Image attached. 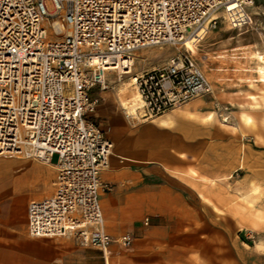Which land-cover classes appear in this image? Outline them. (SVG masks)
Returning <instances> with one entry per match:
<instances>
[{"label":"built area","instance_id":"built-area-1","mask_svg":"<svg viewBox=\"0 0 264 264\" xmlns=\"http://www.w3.org/2000/svg\"><path fill=\"white\" fill-rule=\"evenodd\" d=\"M251 5L252 0H0V156L55 170L53 194L28 205L30 238H70L98 250L101 264H108L112 244L132 246L130 233L114 239L104 228L99 195L111 187L100 175L113 147L90 120L101 101L91 92L105 91L111 72L118 79L128 75L139 105L136 115L121 110L140 120L212 96L210 82L186 53L139 73H132L133 55L149 47L186 46L199 29H217L221 14L239 28ZM58 25L63 36L50 40L51 26ZM213 108L223 124L230 122L228 107L215 102Z\"/></svg>","mask_w":264,"mask_h":264},{"label":"crops","instance_id":"crops-1","mask_svg":"<svg viewBox=\"0 0 264 264\" xmlns=\"http://www.w3.org/2000/svg\"><path fill=\"white\" fill-rule=\"evenodd\" d=\"M204 98L152 120L126 118L115 105L99 111L113 147L100 175L111 187L99 195L104 228L134 237L129 248L110 246L108 264H243L244 230L259 240L251 254H264L256 251L264 248V89L247 94L251 107L231 112L228 124ZM1 164L45 189L28 197L0 188V264H101L98 250L65 249L70 238L28 236V205L53 194L55 170L3 156Z\"/></svg>","mask_w":264,"mask_h":264},{"label":"rangeland","instance_id":"rangeland-1","mask_svg":"<svg viewBox=\"0 0 264 264\" xmlns=\"http://www.w3.org/2000/svg\"><path fill=\"white\" fill-rule=\"evenodd\" d=\"M244 13L246 15L245 24L241 26L237 23L239 28L231 25L227 17L221 14L217 29L209 31L207 34L206 29H200L186 46L165 45L136 51L133 55L132 73L163 66L178 52L186 53L195 61L212 86L213 94L206 96L205 101L212 102V106L215 102L226 106L229 112L239 110L246 112L245 108L251 107L246 100V95L259 94L260 90L264 89V84L256 74L258 66H260L257 61H260L259 57L264 55V0H252V5L246 7ZM51 29L53 33L49 36L50 40L61 38L65 31L61 25L51 26ZM202 37L204 38L201 41L194 43ZM128 78V75H123L118 79L116 74L111 72L107 76L108 88L105 91L93 89L91 94L101 97L96 112L90 118L93 123L99 126L98 113L100 110L112 105L122 109L120 97L126 98L125 100L135 97L133 94L135 91L130 86ZM3 157L43 165L32 160ZM17 167L18 165L11 164L0 165V188L28 197L41 194L45 189L44 182L32 183L27 172L16 170ZM252 235L256 236L249 230H244L242 233L243 264H264V254L254 255L250 252L249 247L259 243V240ZM57 239L66 240L64 238L35 240ZM74 247L84 251L89 250L79 246L75 241L73 243L68 241L64 246L67 250H74ZM256 251L262 252L264 248L259 245L256 247Z\"/></svg>","mask_w":264,"mask_h":264},{"label":"bare ground","instance_id":"bare-ground-1","mask_svg":"<svg viewBox=\"0 0 264 264\" xmlns=\"http://www.w3.org/2000/svg\"><path fill=\"white\" fill-rule=\"evenodd\" d=\"M201 29H205L204 27L203 28H201ZM200 30V29H199ZM194 36V35H193ZM192 36V37H193ZM191 37V38H192ZM191 38H190V40H191ZM189 40V41H190ZM188 41V42H189ZM260 60L264 63V55L263 56H261L260 57ZM127 72H124L123 74H126ZM133 94H134V96L135 97H131V98H129V99H127V100H124L122 103H123V105L124 106H122V108H124V109H126L127 110V112L130 114V115H136L137 114V112H136V109H137V106L139 105V95L136 93V92H133ZM251 99H253V98H251ZM246 117V116H245ZM245 117H243V119L245 120V121H249V119L248 118H245ZM246 123V122H245ZM248 123V122H247ZM249 123H250V121H249Z\"/></svg>","mask_w":264,"mask_h":264}]
</instances>
